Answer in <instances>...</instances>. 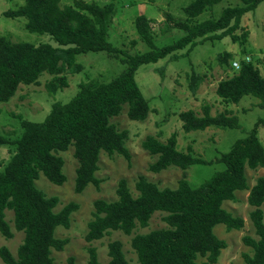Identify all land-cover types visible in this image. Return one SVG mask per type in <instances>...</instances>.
Returning <instances> with one entry per match:
<instances>
[{"label":"trees","instance_id":"16d2710c","mask_svg":"<svg viewBox=\"0 0 264 264\" xmlns=\"http://www.w3.org/2000/svg\"><path fill=\"white\" fill-rule=\"evenodd\" d=\"M14 9H6L8 17L23 16L25 28L36 33L48 34L55 45L48 42H12L0 35V101H8L20 85L37 84L43 73L51 78L46 88L51 93L67 85V74L80 70L76 55L87 51H105L119 56L120 49L108 41V27L116 12L113 0L99 3L95 0H22ZM221 0H190L182 7L184 19H174L167 12L164 25L166 32L177 28L183 34L169 44L157 47L150 21L144 14L134 18L135 30L148 50L134 54L123 53L120 62L124 69L106 81L92 79L78 83L77 92L66 102L55 101L41 121L22 120V131L11 144L13 152L0 166V233L12 237L11 227L5 219V210L12 211L16 230L23 232L15 254L5 245L0 246L2 264H54L51 251L62 250L67 237H56L58 226L67 228L70 215L78 204L69 201L55 210L58 198L46 196L35 185L42 173L50 182L60 185L65 181L62 171L63 158L59 152L73 148L76 160L74 186L81 192L88 184L96 188L100 179L95 176L100 153L109 157L121 155L126 160L130 153L125 145L126 129L119 130L110 119L117 116L123 105L132 120H143L150 111L147 99L135 81L137 67L155 63L170 56L177 59L178 50L189 53L205 40L230 39L244 44L248 29L242 25V17L254 10L262 0H241L239 4L223 7L216 18L198 20L197 17ZM233 55L223 51L216 55L224 67ZM201 76L192 72L188 86L196 89ZM215 93L225 103H237L250 95L264 105V78L251 60L240 59L238 68L230 76L220 79ZM228 111L210 114V105L202 104L201 113L193 109L178 113L182 130L189 132L208 127H239L237 118ZM263 122V121H261ZM260 122V123H261ZM9 141L0 134V146ZM176 133L164 141L148 134L141 146L155 160L148 165L151 172H159L169 166L181 169L175 187H159L157 183L139 174L134 182L133 195L124 178L117 182L114 200L98 198L93 201L92 218L87 222L84 234L86 242L98 240L111 231L131 234L139 225L145 227L155 211L163 212L165 225L145 233L133 234L130 245L137 264H213L225 247L223 239L213 232L216 224L227 230L240 229L244 220L222 207L225 200H235V191L247 190V203L251 206L248 218L255 236L246 234L242 242L250 252H243L244 264H264V176L255 178L249 186L245 170L264 168V147L257 136L255 125L246 135L233 141L226 152L216 159L223 168L208 179L192 187L187 179V169L193 164H205L188 146L182 151L176 146ZM86 264H100L96 248L86 247ZM106 264H131L126 259L119 240L107 243ZM199 258L203 260H199ZM66 264H77L73 256Z\"/></svg>","mask_w":264,"mask_h":264},{"label":"rangeland","instance_id":"374dc122","mask_svg":"<svg viewBox=\"0 0 264 264\" xmlns=\"http://www.w3.org/2000/svg\"><path fill=\"white\" fill-rule=\"evenodd\" d=\"M62 1L64 3L70 0ZM95 1L104 3L109 0ZM22 2V0H0V35L12 42L25 41L34 44L48 42L55 45L48 34L27 30L25 28L26 19L23 16L8 17L3 14L4 10L14 9ZM113 2L116 12L108 27V41L120 49L119 56L109 55L102 50L79 53L76 55V62L81 65L80 70L67 74V85L56 93H51L46 88V83L51 76L43 73L38 78L37 84L20 85L8 101H0V134L9 141L0 146V166L9 159L13 152L11 141L21 133L22 120L41 121L53 102H66L77 92L79 82L92 79L109 80L124 69V65L119 59L121 54H134L149 49L140 40L135 30L134 18L136 15L144 14L151 19L153 42L155 46L160 47L171 43L183 34L177 28L166 32L160 30L164 25L166 14L168 13L177 20L184 19L185 15L181 9L190 0H113ZM240 2L241 0H221L211 9L201 13L197 19L216 18L223 7L233 6ZM242 25L248 29L244 54L241 53L242 47L228 38L205 40L196 44L189 53L184 54L186 48L178 50L176 52L179 54L177 59L166 56L155 63H143L137 67L135 81L147 99L150 111L143 120H132L127 117L126 105H123L120 113L110 119V122L114 123L119 130L126 129L128 131L125 145L130 153V159L126 160L117 154L109 157L101 152L98 169L95 172V176L100 179L97 188L88 184L81 192L74 191L77 163L73 157L71 146L66 151L59 152L64 161L62 171L65 181L62 184L56 185L42 173L39 174L35 185L46 196H57L58 203L55 210L69 201L78 204V208L70 215L69 226L67 228L58 226L55 229V236L67 237L68 242L62 250L53 249L51 251L54 264H66V258L70 255L75 258L77 264H86V247L88 245L96 248L100 264H106L109 259L107 243L112 240H119L129 263L137 264L136 255L130 245L131 236L166 226L162 220L164 213L155 211L145 227L137 225L129 235L121 231H111L90 243L84 239L87 222L92 218L94 211L93 201L98 198L114 200L119 179L126 180L133 195H136L134 182L139 174L157 183L159 187L176 186L177 180L181 176L179 167L169 166L159 172L148 170V165L155 160V155L149 154L141 146L146 135L151 134L164 141L171 133L175 132L178 149L186 151L190 146L198 158L206 161L205 164H193L187 169V179L192 187L199 185L214 172L221 170L224 166L216 160L219 155L226 152L235 139L246 135L255 125L257 126V136L264 147V105H261L260 100L247 95L237 103H225L215 93L217 82L232 75L238 68L240 59L251 60L264 78V0L254 10L243 15ZM223 51H229L233 55L224 67L220 66L216 59V55ZM234 61L237 66L233 65ZM192 72L201 76L194 92L188 86L189 75ZM204 103L210 105V114L228 111L229 115H234L239 127L225 129L208 127L203 130L184 132L178 113L186 109H193L195 112L201 113V106ZM245 174L248 185L251 186L256 177L264 176V168H247ZM247 193V190L235 191V200H225L222 203V207L232 215L242 217L244 225L240 229L231 230H227L223 224H216L213 227L215 235L225 242V247L221 249L217 261L213 264H244L242 254L250 252L249 246L242 242L243 235L255 236L248 218V212L252 207L247 203ZM261 208L264 221V202ZM12 217V211L6 209L5 219L9 222L13 235L11 238H5L0 233V246H7L15 254L17 246L22 241L23 232L14 228ZM199 260L203 259L199 258ZM0 264H2L1 259Z\"/></svg>","mask_w":264,"mask_h":264},{"label":"built area","instance_id":"2783aa9c","mask_svg":"<svg viewBox=\"0 0 264 264\" xmlns=\"http://www.w3.org/2000/svg\"><path fill=\"white\" fill-rule=\"evenodd\" d=\"M233 65H236V66H237V63L234 61V62H233Z\"/></svg>","mask_w":264,"mask_h":264}]
</instances>
